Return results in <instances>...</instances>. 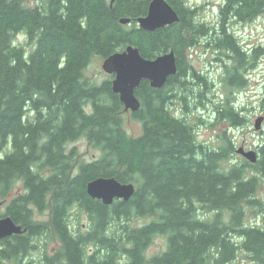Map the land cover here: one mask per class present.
I'll return each instance as SVG.
<instances>
[{
	"label": "trees",
	"instance_id": "trees-1",
	"mask_svg": "<svg viewBox=\"0 0 264 264\" xmlns=\"http://www.w3.org/2000/svg\"><path fill=\"white\" fill-rule=\"evenodd\" d=\"M110 1L0 0V198L22 184L6 214L27 229L6 239L0 260L13 256L19 264L32 238L50 230L58 248L45 255L47 264H226L238 248L264 264V227L245 223L246 207L262 209L255 193L258 175L264 178V143L255 163L233 162L230 138L217 149L203 147L186 117L168 109L177 91L192 83L189 74L206 86L186 61V50L201 36L230 53L228 91L244 85L246 56L227 24L252 21L264 12V0H222L218 29L197 22L185 0H166L178 20L153 31L136 22L151 0ZM20 32L33 43L30 51L13 43ZM129 44L146 58L173 49L177 64L162 87L146 79L136 87L140 107L131 114L141 122L138 136L123 126L113 76L100 83L84 76L94 56L103 60ZM215 112L233 125L245 122L228 96ZM81 137L98 157L78 159L74 147L66 149ZM99 176L132 182L135 192L105 205L86 192L87 182ZM74 207L87 218L82 232L79 222L70 224ZM34 208L49 209L48 225L33 220ZM199 209L215 215L201 218ZM143 216L153 219L130 224ZM154 235L166 239V248L146 258Z\"/></svg>",
	"mask_w": 264,
	"mask_h": 264
},
{
	"label": "rangeland",
	"instance_id": "rangeland-1",
	"mask_svg": "<svg viewBox=\"0 0 264 264\" xmlns=\"http://www.w3.org/2000/svg\"><path fill=\"white\" fill-rule=\"evenodd\" d=\"M25 1L29 5L35 2V0ZM185 3L195 8L194 15L197 22H203L208 27L218 29V8L222 0H185ZM227 28L236 38L240 50L246 56V64L241 71L245 79L244 85L228 91L225 78L232 61L230 53L225 49L215 48L210 44L208 37L201 36L193 46L186 50V61L191 70L203 78L201 81H206V86H200L201 83L197 81L196 76L191 77L189 74V80L192 83L182 91H177L176 97L169 102L168 109L179 117H186L187 122L193 125L192 131L196 142L203 147L217 149L224 144V138L228 137L234 143V149L242 146L247 150H258L259 146L264 143V12L249 22H230ZM13 43L22 46L26 51H30L33 47V43L22 32L15 35ZM254 50H256V56L253 58ZM102 61V58L94 56L85 67L84 76L90 82L100 83L111 76L102 69ZM226 96L229 97L230 104L243 117L245 122L242 125H233L228 119H217L215 109L219 108ZM259 116H263L261 128L255 130L254 121ZM122 120L129 135L141 134V122L134 118L130 111L122 112ZM71 147H74V155L78 159L89 160L100 154L99 150L83 137L66 145V149ZM231 157L235 158L233 162L242 158L235 151ZM258 176L260 183L255 195L261 201L262 209L260 206L246 207L245 223L264 227V178ZM22 189L20 182L15 183L7 198L22 192ZM198 208H200L199 205ZM2 212L3 210H0V213ZM198 213L205 219H212L215 215L213 211L205 212L201 209ZM32 218L48 225L49 209L39 212L34 208ZM227 218L228 215H225V219ZM69 219L70 224L79 222V232H82L87 225V218L81 209L72 208ZM152 219L153 216L133 218L130 224L141 225ZM234 235L236 237L234 240L239 242L240 237ZM29 245L34 247L29 248L28 257L24 262H20L21 264H47L45 255L47 257L52 255L58 248V242L50 230L41 236H34ZM165 248L166 239L161 235H154L145 256L149 258ZM250 256L249 252L238 248L235 257L226 264H259ZM15 261L17 262V258Z\"/></svg>",
	"mask_w": 264,
	"mask_h": 264
},
{
	"label": "water",
	"instance_id": "water-1",
	"mask_svg": "<svg viewBox=\"0 0 264 264\" xmlns=\"http://www.w3.org/2000/svg\"><path fill=\"white\" fill-rule=\"evenodd\" d=\"M111 3L113 0L110 1ZM178 15L166 0H151L145 15L136 18L141 29L153 31L165 25L173 24ZM121 23L130 22L129 18H122ZM102 69L112 74L111 89L117 93L123 104L124 111L135 112L140 107V101L135 95V89L144 79L152 87H162L170 75L177 72L176 56L173 49L161 53L154 58L142 56L138 47L129 44L120 51H115L103 59ZM263 116L254 121V129L259 130ZM251 163L258 160V153L240 146L235 150ZM132 182L122 183L115 177L99 176L86 184V192L91 198L99 199L105 205L111 204L115 199L127 201L135 192ZM21 228L9 215L0 218V239L12 234L22 233ZM185 264H192L186 262Z\"/></svg>",
	"mask_w": 264,
	"mask_h": 264
},
{
	"label": "flooded vegetation",
	"instance_id": "flooded-vegetation-1",
	"mask_svg": "<svg viewBox=\"0 0 264 264\" xmlns=\"http://www.w3.org/2000/svg\"><path fill=\"white\" fill-rule=\"evenodd\" d=\"M207 148V147H206ZM13 197V196H12ZM11 197V198H12ZM11 198H7V197H5V198H0L1 200H0V210H3V212L2 213H0V218L1 217H4V216H7V214H6V211H7V204L10 202V200H11ZM201 218H204L203 216L201 217ZM205 219V218H204ZM17 224H20L21 225V228H23V226H22V224L21 223H17ZM24 229V228H23ZM25 232L27 233V229H25L22 233H18V234H12V235H10V236H7V237H4V238H2V239H0V247H2L5 243H6V239H8V238H12V237H14V235H19V236H25L26 234H25ZM34 247V246H33ZM27 255V253L25 252V253H23L22 254V257L19 259L20 260V262H24L25 261V258L26 257H28V255ZM2 260V264H15V258L13 257V256H10V257H8V258H2L1 259ZM0 260V261H1ZM19 262V264H21Z\"/></svg>",
	"mask_w": 264,
	"mask_h": 264
}]
</instances>
